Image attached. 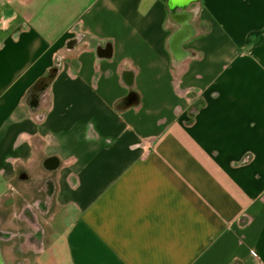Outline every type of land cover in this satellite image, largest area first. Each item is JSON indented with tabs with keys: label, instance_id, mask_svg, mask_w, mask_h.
I'll use <instances>...</instances> for the list:
<instances>
[{
	"label": "crops",
	"instance_id": "obj_1",
	"mask_svg": "<svg viewBox=\"0 0 264 264\" xmlns=\"http://www.w3.org/2000/svg\"><path fill=\"white\" fill-rule=\"evenodd\" d=\"M0 233L6 264H264V0H0Z\"/></svg>",
	"mask_w": 264,
	"mask_h": 264
},
{
	"label": "flooded vegetation",
	"instance_id": "obj_2",
	"mask_svg": "<svg viewBox=\"0 0 264 264\" xmlns=\"http://www.w3.org/2000/svg\"><path fill=\"white\" fill-rule=\"evenodd\" d=\"M2 235H4V234H2ZM36 236H38V233H36ZM37 249L38 248H35V251H37ZM13 251L20 253V255L17 254V258H16L14 264H26L27 261L30 260L29 258L27 260V257L29 255V250H27V248L24 247V245H22V244L17 245V248L15 247V249H13ZM8 260H9V258H5L4 255L0 254V264H6V261H8Z\"/></svg>",
	"mask_w": 264,
	"mask_h": 264
},
{
	"label": "trees",
	"instance_id": "obj_3",
	"mask_svg": "<svg viewBox=\"0 0 264 264\" xmlns=\"http://www.w3.org/2000/svg\"><path fill=\"white\" fill-rule=\"evenodd\" d=\"M53 73L52 71H50L46 76L42 77L41 79H39L35 85L33 86V88H38V87H43L47 84V82L51 79Z\"/></svg>",
	"mask_w": 264,
	"mask_h": 264
},
{
	"label": "rangeland",
	"instance_id": "obj_4",
	"mask_svg": "<svg viewBox=\"0 0 264 264\" xmlns=\"http://www.w3.org/2000/svg\"><path fill=\"white\" fill-rule=\"evenodd\" d=\"M19 235H18V237H16L18 240H21V239H23V237H22V233H18ZM22 241V240H21ZM6 250H7V244L6 243H1L0 244V251H1V253L2 254H6ZM15 254H18V255H20V253H16L15 252ZM29 255L30 256H34V253H33V251H30L29 252ZM32 260V259H31ZM36 261V260H35ZM32 262V261H31Z\"/></svg>",
	"mask_w": 264,
	"mask_h": 264
}]
</instances>
